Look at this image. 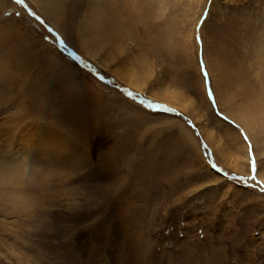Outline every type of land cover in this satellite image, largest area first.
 Returning a JSON list of instances; mask_svg holds the SVG:
<instances>
[{"label":"rangeland","instance_id":"374dc122","mask_svg":"<svg viewBox=\"0 0 264 264\" xmlns=\"http://www.w3.org/2000/svg\"><path fill=\"white\" fill-rule=\"evenodd\" d=\"M94 2L121 12L116 38L95 44L42 0H0V264H264V111L251 104L264 94V0L82 7ZM32 11L112 83L62 55ZM201 52L219 113L254 145L256 181L248 144L207 99Z\"/></svg>","mask_w":264,"mask_h":264},{"label":"snow or ice","instance_id":"6c2138e0","mask_svg":"<svg viewBox=\"0 0 264 264\" xmlns=\"http://www.w3.org/2000/svg\"><path fill=\"white\" fill-rule=\"evenodd\" d=\"M209 2H211V0H209ZM15 3L23 4V3H25V0H15ZM207 14L208 13L206 10L204 15L201 17L200 23L197 25V35H196L195 39H196L197 44L201 45V46L203 45V38H202V36L199 35V31L203 27L204 21L207 18ZM17 15H19V14L17 13ZM29 15H31L34 19L39 21L40 25L45 28V31H47L50 35L55 36V45L54 46H57V50L61 51L62 55L67 54V55L71 56L73 58L74 62L77 64V66L81 67L82 69H89L90 74L93 76V78L97 79L98 82L104 83L106 86L108 84L112 83V81L107 80L105 78V76L100 74L98 72V70L95 69V67L90 62L84 61L74 50L70 51L69 47H68L66 41L63 39V37H61L59 35V33H56L53 28H51L50 26H47V22L44 21L40 16H38L34 11L29 12ZM44 39L46 42L49 41V36H45ZM200 71H201V75H202L203 80H204V86L206 89V96H207V99L212 106L213 111L219 116V118L221 120H223L229 126L234 127L237 131H239L241 136L243 137L245 143L248 144V156L250 158V169H251V173H252L250 179L252 181H256L257 173H258V164H257V161L255 159L254 145L251 143V140L249 139L248 135L242 129H240L239 125L235 124L234 121H228L227 117L223 116L222 113H219V111H218L219 105L216 101L215 93L211 87V77H210L209 72L207 71V65L204 63L202 52L200 54ZM118 90L121 91L122 95H124L125 98L132 100L139 107L143 108L147 112H164V113H174L175 112L174 109L168 108V107L163 106V105L154 104L152 101L147 100L145 97H137L129 90H126V89H118ZM176 115H181V114L176 113ZM186 122L189 124L190 127H193V128L195 127V125H193L190 120L186 121ZM197 136H199L198 131H197ZM201 143H202V147L205 149L206 155L212 156L213 154L207 151V145L203 141ZM210 167L214 171H216L217 173H221L224 177H227L230 181L239 180L244 184L248 183L242 177H236V176L228 177L227 173H223L222 169H219L215 163L211 164ZM204 186L205 185L201 186V190ZM207 186H210V185H207ZM258 190L261 193H264V185H260Z\"/></svg>","mask_w":264,"mask_h":264},{"label":"bare ground","instance_id":"6f19581e","mask_svg":"<svg viewBox=\"0 0 264 264\" xmlns=\"http://www.w3.org/2000/svg\"><path fill=\"white\" fill-rule=\"evenodd\" d=\"M40 1V0H39ZM43 2L47 3L49 6H53V11L56 14V16H62V17H69V19L72 17L73 18V28L74 31H80V30H85L86 33L89 35H94L95 39L94 42L95 44L100 43L102 40L106 39L107 37H115L121 34V27H120V22L118 20V16L121 15V12L116 10L115 8L111 9L108 8L107 6H101L99 3H95L92 5L91 10L84 9L82 7L83 2L85 0H42ZM88 1V0H87ZM125 3L128 2L129 0H123ZM213 3H215V0H212ZM41 3V2H40ZM90 3V2H89ZM124 3V4H125ZM126 5V4H125ZM49 6V7H50ZM40 7V6H39ZM52 8V7H51ZM125 9V7H124ZM44 10V9H43ZM47 11V10H46ZM44 11V12H46ZM48 12V11H47ZM118 13L117 15H113V13ZM53 13V12H52ZM43 14V12H42ZM146 14V13H145ZM142 15V14H141ZM47 16V15H46ZM117 17V18H114ZM139 17V16H138ZM71 18V19H72ZM142 18V16H141ZM140 18V19H141ZM144 18V17H143ZM55 19V18H54ZM67 19V18H66ZM65 19V20H66ZM70 19V20H71ZM110 19V21H109ZM145 19V18H144ZM69 20V21H70ZM75 20V21H74ZM143 21V20H142ZM72 23V21H70ZM61 28V27H59ZM57 29V28H56ZM62 29V28H61ZM71 29V28H70ZM73 32V31H72ZM70 30V33H72ZM76 34V33H75ZM70 37V36H69ZM68 37V38H69ZM120 37V36H119ZM122 37V36H121ZM73 38H75L73 36ZM69 40V39H68ZM73 40V39H72ZM75 40V39H74ZM109 40V39H108ZM71 42V41H70ZM73 42V41H72ZM104 43V42H103ZM79 46V45H78ZM86 46V45H85ZM83 45L82 51L85 48ZM80 51V50H79ZM80 51V53L82 52ZM85 52V51H84ZM83 54V52H82ZM72 62V61H71ZM214 63L217 65L220 71V76L223 77L224 73V67L223 65L220 64V61L218 59L214 60ZM209 67L210 72H212L211 65L213 64H207ZM215 66V65H214ZM223 72V73H222ZM247 82V81H246ZM248 83V82H247ZM252 82H249L248 85L251 86ZM254 84V83H253ZM133 87H138L134 83L132 84ZM245 85V84H244ZM141 89V88H140ZM251 93V90L249 91ZM253 95L251 97V104L252 107L258 108V107H263L259 108V110L264 111V94L262 92H256L253 91ZM251 96V95H250ZM165 101V100H164ZM262 105V106H261ZM206 131V136L207 139L210 140V134L211 131L208 132ZM201 132V131H200ZM204 132V131H203ZM210 133V134H209ZM256 143V142H255ZM245 153V152H244ZM259 153V152H258ZM244 156V155H243ZM6 182H3V180L0 181V188L3 187V184ZM0 196L3 200L11 203V201L8 199L6 196V192H1L0 191ZM10 198V197H9ZM177 262V261H176ZM178 264V262H177ZM179 264H201L198 259H192V258H187L184 261H180ZM210 264H216L215 260H212Z\"/></svg>","mask_w":264,"mask_h":264}]
</instances>
